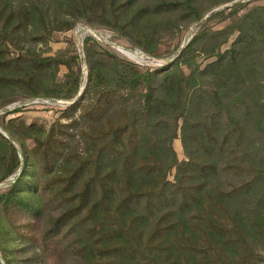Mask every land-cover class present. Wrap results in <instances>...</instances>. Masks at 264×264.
Segmentation results:
<instances>
[{"label":"trees","instance_id":"16d2710c","mask_svg":"<svg viewBox=\"0 0 264 264\" xmlns=\"http://www.w3.org/2000/svg\"><path fill=\"white\" fill-rule=\"evenodd\" d=\"M0 2L10 5L0 9V88L79 93L75 56L22 44L46 30L49 5L71 17L90 10L156 55V32L145 31L137 13L126 18L121 0ZM248 3L213 12L157 69L100 51L88 36V82L72 107L78 116L50 127L13 117L0 131V183L12 178L0 193L2 248V238L18 234L16 214L37 219L55 207L58 216L28 238L76 252L79 264H264V4L241 11ZM163 4L190 22L206 14L199 0ZM214 19L230 23L215 29ZM65 22L55 29H70ZM202 58L214 60L202 65ZM61 65L68 68L63 81Z\"/></svg>","mask_w":264,"mask_h":264},{"label":"rangeland","instance_id":"374dc122","mask_svg":"<svg viewBox=\"0 0 264 264\" xmlns=\"http://www.w3.org/2000/svg\"><path fill=\"white\" fill-rule=\"evenodd\" d=\"M166 1L168 0H121V3H124L126 8V18L127 15L133 16L134 13H137V17H142V24H144L142 28L147 32H156V36L159 40L156 55H151L140 46H137L130 38L122 34V32L108 26L101 17L90 10H81L78 14L71 17L60 9L59 4L52 7L49 5V15L47 14L46 16V30L41 28L38 29V32H35L33 36L29 34L23 36L22 44L25 46H32L45 55H54L61 52L67 56H75L82 68L80 91L73 98H62L44 95L26 96L20 90L0 88V131L4 133V125L13 117H20L28 124L40 123L50 127L51 124L59 118L62 122L67 123L70 121L68 117L78 116L80 111L78 110L75 112L72 107L76 100L82 95L88 82L89 68L85 52V39L88 36L96 40V47L100 51L107 50L118 56L120 60L131 61L141 70L157 69L167 65L177 57L180 50L190 41L193 35L208 22L207 19L213 12L222 9L230 11V8L237 3L247 4L249 2V5L244 7L241 11H246L253 5L264 4V0H247L245 2L242 0H229L226 3H219L222 0H199L201 11L205 10L206 14L201 20L190 22L188 16L184 15L180 10H176V7L166 8L163 4ZM7 4L0 2V9L4 8V6L10 7L9 3ZM140 9L141 12H138L137 10ZM65 21H70L72 23L70 29H55V27L61 23L64 25L66 23ZM229 23V20L223 22L219 19H214L209 25L218 29L225 27ZM236 37L237 32L231 36L229 42L223 46V49L229 48ZM41 39H46L48 42H42ZM212 60H214V58H202L201 62L202 65H205ZM67 72L68 68L65 65H61L58 73V80L63 81ZM0 75H4V73H0ZM32 97L65 99L69 102L64 104L52 102L38 106H20L17 107L18 112L11 110V108L14 107L13 105H16L15 103L22 102ZM177 141L180 142L179 139H175L174 143H177ZM26 143L29 148L34 145L32 140H27ZM176 151L180 160L186 159L182 146L178 150L176 149ZM21 157L24 164V155L21 154ZM21 169L22 168L13 176L14 179L20 174ZM175 172V169L170 172L169 179H174ZM10 180L0 183V193L8 189ZM59 212V209L55 207L46 208L37 219L31 218L28 214H16L14 225L18 234L11 233L10 236H6L5 240L2 238L4 248H2L0 244V263L79 264L81 258L76 252L69 250L62 253L53 245H50L51 247L49 249H44L38 243L31 242L28 238V236L32 234H37L39 236L41 230L46 228L49 222L54 217L58 216ZM3 217V211L0 206V223H2ZM0 227L2 228L1 224Z\"/></svg>","mask_w":264,"mask_h":264},{"label":"built area","instance_id":"2783aa9c","mask_svg":"<svg viewBox=\"0 0 264 264\" xmlns=\"http://www.w3.org/2000/svg\"><path fill=\"white\" fill-rule=\"evenodd\" d=\"M242 1L245 2L247 0H242ZM52 102L64 104L66 102L68 103L69 101L65 100V99H49V98H43V97H32V98H28L22 102L15 103L16 105H13L14 107L11 108V110H14L20 106H34V105L38 106L41 104H48V103H52Z\"/></svg>","mask_w":264,"mask_h":264}]
</instances>
